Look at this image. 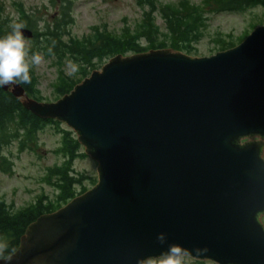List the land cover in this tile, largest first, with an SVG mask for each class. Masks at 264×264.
<instances>
[{
    "label": "water",
    "instance_id": "1",
    "mask_svg": "<svg viewBox=\"0 0 264 264\" xmlns=\"http://www.w3.org/2000/svg\"><path fill=\"white\" fill-rule=\"evenodd\" d=\"M2 89L71 127L97 181L37 216L0 264H144L169 243L264 264V23L208 55L117 53L52 101Z\"/></svg>",
    "mask_w": 264,
    "mask_h": 264
},
{
    "label": "rangeland",
    "instance_id": "2",
    "mask_svg": "<svg viewBox=\"0 0 264 264\" xmlns=\"http://www.w3.org/2000/svg\"><path fill=\"white\" fill-rule=\"evenodd\" d=\"M57 2L0 0V13L6 16L8 23H14L19 10L25 8L33 11L35 16H41L43 19L40 22H43L52 20L59 13ZM189 2L200 3L205 18L196 23L197 30L192 31L186 40H181L179 34H173V28L169 27L168 19L164 18L159 8L166 4L182 7L184 0H151L150 3H145V0H72V21L65 25L62 35L68 48L57 56L45 54L37 48L31 49V53L42 56V61L39 65L31 66L33 78L27 84L31 94L28 95L41 101L55 100L63 95L67 87H73L92 70L100 69L106 60L117 54L115 50L120 49L118 53L121 54L136 52L135 47L138 45L133 44H139L142 48L140 51L150 49L155 43L158 47H172L190 55H208L237 44L256 25L264 23L263 5H251L235 11H215L211 4L205 5L202 0ZM144 15L154 22V31H143ZM127 27L131 33L123 39L113 40L116 41L113 52L109 53L106 45L99 52L94 48L93 42L100 43L99 38L94 39L97 34L109 33L118 38L122 36L121 33L127 32ZM226 42L230 43L223 45ZM73 62L79 66L75 74L71 72ZM66 78L71 81L62 87ZM62 129H65L64 134ZM69 136L76 140V133L65 122L46 123L37 129L33 142L21 147L17 141H13L6 147L5 152L13 160V167L11 173L0 169V196L11 203L14 209L33 203L37 196L56 205L93 186L97 181V162L84 153L80 142L78 146L73 142L69 145L65 140ZM69 175L77 176L79 180L72 184V196L70 194L62 198L71 182ZM261 219L264 223V214ZM156 258H148L144 264H152ZM196 260L204 261L202 264H217L189 255L183 257V264H201Z\"/></svg>",
    "mask_w": 264,
    "mask_h": 264
},
{
    "label": "trees",
    "instance_id": "3",
    "mask_svg": "<svg viewBox=\"0 0 264 264\" xmlns=\"http://www.w3.org/2000/svg\"><path fill=\"white\" fill-rule=\"evenodd\" d=\"M202 1V3L205 5L211 4V7H214L215 11L242 10L251 5L264 6V0ZM150 2L151 0H145V3ZM54 3H56V1ZM71 3L72 0H58L57 4L60 8L59 13L54 16L52 20H43V22H40L43 18L41 16H35L33 11H28L25 8H21L19 10V15L15 22H23L26 27L30 28L33 32L32 36L26 37L30 38V45H32V48L30 47V53L32 51L31 49L37 48V50L40 52L57 56L63 53L68 48V44L64 40V38H62V35L64 33L63 29L65 25L72 21ZM159 9L164 18L166 17L168 19L169 27L173 28V34H179L178 36L181 40H186L191 35L192 31L197 30L195 28L197 25L196 23L204 21L205 18L202 15L204 13L202 11V5L200 3H190L189 0H184L182 7L166 4L161 5ZM153 23L154 22L151 21L150 17L144 15L142 22L143 31H154L156 29V26ZM11 24L13 23H8L6 21V16L3 17L0 13V36L5 35L11 30ZM127 29V32L121 33L120 35L122 36H118V38L113 35H109V33L97 34L94 39L99 38L100 43L93 42L94 48L99 52L106 45L107 51L109 53L110 51L113 52L112 48L116 43V41L113 42V40L123 39L124 37L128 36L131 31L128 27ZM228 43L230 42L223 43V45H228ZM133 45H138L135 47L136 52L142 49L139 44ZM109 46H111V49ZM151 46L152 47L149 48H159V45L155 43H153ZM228 47L230 46L223 47V49ZM115 51V53H118L120 49ZM31 71L32 69L30 67L29 74L32 81L33 75L31 74ZM68 77L71 78V76ZM64 81L65 82H63L62 87H64L66 83L71 80L66 78ZM22 86L25 88L26 92L29 93V86L27 84H22ZM71 87L72 86L67 87L62 93L64 94L68 92ZM33 95L35 96V93ZM59 122L60 121L55 118L39 117L29 109L24 107L22 103H20L19 98L15 95H12L8 89L0 88V169L4 172H12L13 160H11V158L7 156L8 154L5 152V148L8 147L13 141H17V145H20L21 147L24 145H28L29 142H33L36 131L39 127H42L46 123L59 124ZM64 131L65 129H62L63 134ZM65 140L69 142V145L72 142L77 146L79 145V142L74 138H70V136L66 137ZM69 178L71 182L68 184V187L65 190V195H63L62 198H66L68 195L70 196L73 190L72 184L75 181L79 180L77 176L73 177L72 175H69ZM62 182L63 176H61L60 183ZM66 201L54 205L51 202H45L42 196H37L36 200L33 203H30L27 206H23L18 209H14L11 203H8L2 196H0V242L6 243L8 245V254L17 248L20 236L24 233L26 227L30 222L35 220L37 216L44 212L53 211L54 209L64 204ZM196 261L198 263L204 262L201 260Z\"/></svg>",
    "mask_w": 264,
    "mask_h": 264
},
{
    "label": "clouds",
    "instance_id": "4",
    "mask_svg": "<svg viewBox=\"0 0 264 264\" xmlns=\"http://www.w3.org/2000/svg\"><path fill=\"white\" fill-rule=\"evenodd\" d=\"M10 28L8 33L0 36V88L30 84V67L39 65L42 61V56L38 53H31L30 56V38H26L22 32L26 25L23 22H14ZM78 70V64L71 63L72 74ZM156 239L161 245L165 244V233H158ZM201 251H206V249ZM8 252V245L0 242V259H10ZM186 254L181 244L169 243L166 250H163L152 264H183V257ZM34 264H44V262L34 261Z\"/></svg>",
    "mask_w": 264,
    "mask_h": 264
}]
</instances>
